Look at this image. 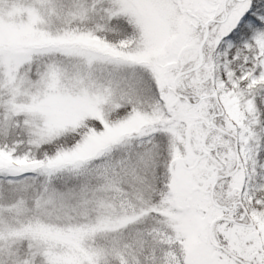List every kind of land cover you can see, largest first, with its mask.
Instances as JSON below:
<instances>
[{"label":"snow or ice","instance_id":"obj_1","mask_svg":"<svg viewBox=\"0 0 264 264\" xmlns=\"http://www.w3.org/2000/svg\"><path fill=\"white\" fill-rule=\"evenodd\" d=\"M0 264H264V0H0Z\"/></svg>","mask_w":264,"mask_h":264}]
</instances>
